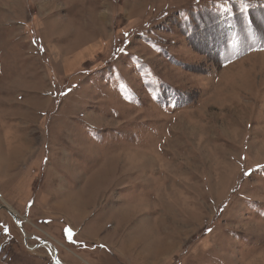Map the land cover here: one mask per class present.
Returning a JSON list of instances; mask_svg holds the SVG:
<instances>
[{"label": "rangeland", "instance_id": "374dc122", "mask_svg": "<svg viewBox=\"0 0 264 264\" xmlns=\"http://www.w3.org/2000/svg\"><path fill=\"white\" fill-rule=\"evenodd\" d=\"M0 264H264V0H0Z\"/></svg>", "mask_w": 264, "mask_h": 264}, {"label": "water", "instance_id": "95a60500", "mask_svg": "<svg viewBox=\"0 0 264 264\" xmlns=\"http://www.w3.org/2000/svg\"><path fill=\"white\" fill-rule=\"evenodd\" d=\"M8 213L10 214V216L12 217V219L14 220V222L16 223V225H17V227L21 230V232L23 233V231H22V229H21V227H20V222L18 221V219H17V217L16 216H14V214L13 213H11V212H9L8 211ZM45 244H48L46 241H40V246H42V245H45ZM39 246V247H40ZM53 251V260L56 262V263H58V261H57V257H56V251L55 250H52Z\"/></svg>", "mask_w": 264, "mask_h": 264}, {"label": "snow or ice", "instance_id": "6c2138e0", "mask_svg": "<svg viewBox=\"0 0 264 264\" xmlns=\"http://www.w3.org/2000/svg\"><path fill=\"white\" fill-rule=\"evenodd\" d=\"M244 7L246 8L247 5H245ZM68 239H69V242H71V239H72L71 235L68 236Z\"/></svg>", "mask_w": 264, "mask_h": 264}]
</instances>
